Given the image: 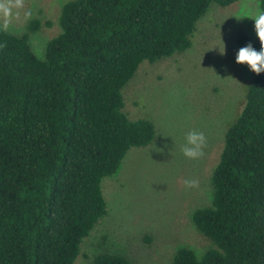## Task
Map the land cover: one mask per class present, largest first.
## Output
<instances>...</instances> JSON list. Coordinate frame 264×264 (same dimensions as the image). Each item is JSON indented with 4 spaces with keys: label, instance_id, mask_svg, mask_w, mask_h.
<instances>
[{
    "label": "trees",
    "instance_id": "16d2710c",
    "mask_svg": "<svg viewBox=\"0 0 264 264\" xmlns=\"http://www.w3.org/2000/svg\"><path fill=\"white\" fill-rule=\"evenodd\" d=\"M237 1L71 0L41 58L27 34L0 30V264H75L107 215L102 181L155 138L150 120L128 118L122 90L143 62L187 51L212 5ZM248 43L260 50L236 37ZM250 74L210 205L191 216L210 247L200 256L181 247L173 264H264V73ZM91 264L131 263L101 253Z\"/></svg>",
    "mask_w": 264,
    "mask_h": 264
},
{
    "label": "rangeland",
    "instance_id": "374dc122",
    "mask_svg": "<svg viewBox=\"0 0 264 264\" xmlns=\"http://www.w3.org/2000/svg\"><path fill=\"white\" fill-rule=\"evenodd\" d=\"M68 1L25 0L5 31L27 34L33 52L41 58L45 44L60 31L61 7ZM259 2L212 5L197 22L187 51L140 64L122 90L124 111L130 120H150L155 138L147 147L130 149L117 173L102 181L107 215L84 239L75 264H91L101 253L123 256L131 264H173L181 247L198 256L210 247L191 216L210 205V178L226 129L244 105L243 88L251 74L246 65L235 63L242 48L236 37L257 39L254 21L243 17L254 15ZM28 10L32 15L26 19ZM33 21L38 29L30 33L28 24ZM191 130L203 132L207 139L204 156L198 160L181 152ZM185 180H197L199 186L186 188Z\"/></svg>",
    "mask_w": 264,
    "mask_h": 264
},
{
    "label": "clouds",
    "instance_id": "9594fccd",
    "mask_svg": "<svg viewBox=\"0 0 264 264\" xmlns=\"http://www.w3.org/2000/svg\"><path fill=\"white\" fill-rule=\"evenodd\" d=\"M24 5L25 0H0V30H8L13 19L14 10L23 9ZM244 7L247 8L246 3ZM16 14H19L18 11ZM24 15L26 19L31 18L32 11L28 10ZM243 18H250L254 21V31L260 43V50L256 51L251 43H248L238 50L235 63L238 65H247L252 73L260 75L264 73V9L258 8L254 15ZM185 141L181 152L186 158L198 160L204 156L203 149L206 146L207 139L203 132L191 130L187 132ZM184 185L186 188H196L199 186V181L185 180Z\"/></svg>",
    "mask_w": 264,
    "mask_h": 264
}]
</instances>
